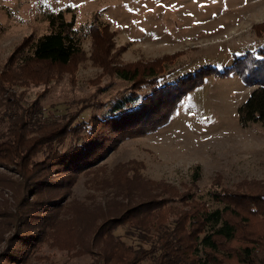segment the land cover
Listing matches in <instances>:
<instances>
[{
	"label": "rangeland",
	"instance_id": "rangeland-1",
	"mask_svg": "<svg viewBox=\"0 0 264 264\" xmlns=\"http://www.w3.org/2000/svg\"><path fill=\"white\" fill-rule=\"evenodd\" d=\"M60 12L75 20L82 55L68 66L51 67L46 83L28 81L7 89L23 99V106L38 103L43 122L61 126L106 114L115 101L143 97L159 82L174 83L206 66L223 69L264 48V33L257 29L264 23V0H0V67L24 42L49 33V15ZM136 69L134 81L120 77V71ZM255 89L238 75L211 76L183 97L167 125L120 142L58 197L41 191L32 200L38 213H45L48 202L61 204L60 218L73 227L66 224L60 232V246L41 232L42 241L30 247L26 260L11 264H94L101 248L97 231L129 208L154 197L172 201L195 193L214 209L220 205L210 198V189L264 184V123L243 128L238 116ZM198 166L201 180L193 185ZM11 174L0 168V253L7 252L17 232L16 205L26 197L17 183L8 188L4 179ZM160 186L170 194L159 195ZM113 236L133 251L150 248V235L135 225L121 226ZM73 240L74 246L65 249ZM9 248L19 253V244Z\"/></svg>",
	"mask_w": 264,
	"mask_h": 264
},
{
	"label": "trees",
	"instance_id": "trees-1",
	"mask_svg": "<svg viewBox=\"0 0 264 264\" xmlns=\"http://www.w3.org/2000/svg\"><path fill=\"white\" fill-rule=\"evenodd\" d=\"M48 22L49 33L30 44L24 42L8 63L0 67V120L5 123V128L0 129V168L12 173L4 179L8 188L17 183L26 196L16 205L18 229L9 239V246L19 244V253L8 246L7 252L0 253V264L26 260V255L31 254L30 247L42 241L43 231L48 240L60 246L64 242L59 238L60 232L66 224L69 229L73 227L71 220L60 218L63 205L48 202L45 213L40 214L32 202L34 197L43 190L41 195L53 192L58 197L59 192L70 189L78 174L91 170L120 142L151 134L167 125L183 97L203 85L207 78L238 75L246 86H257L239 108V122L243 128L264 123V48L249 52L223 69L206 66L174 83L159 82L143 97L127 95L115 101L108 113L94 114L78 125L45 123L40 119L45 112L38 103L23 106V99L8 91L7 86L19 87L28 81L46 83L52 78L51 67L68 66L82 55L83 39L74 19L68 20L60 12L50 14ZM257 29L264 33V23ZM119 73L130 81L139 76L137 69ZM153 73L152 69L151 75L156 78ZM63 174L68 179L59 177ZM192 179L193 185L201 180L200 166L194 170ZM146 185L154 187L151 182ZM216 188L209 190L210 198L220 205L214 209L195 193L172 201L154 197L144 205L127 209L97 231L95 239H101V248L94 264H142L147 260L153 264H264V184ZM161 189L159 195L170 194ZM125 225L147 231L150 248L133 251L114 239V231ZM72 237L76 242L75 234ZM74 240L65 243V249H71Z\"/></svg>",
	"mask_w": 264,
	"mask_h": 264
}]
</instances>
